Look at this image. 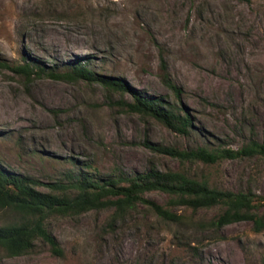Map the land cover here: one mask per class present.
<instances>
[{
    "label": "rangeland",
    "instance_id": "obj_1",
    "mask_svg": "<svg viewBox=\"0 0 264 264\" xmlns=\"http://www.w3.org/2000/svg\"><path fill=\"white\" fill-rule=\"evenodd\" d=\"M161 59L193 115L188 136L109 105L95 83L26 81L0 66V166L45 182L88 175L126 183L152 166L179 168L146 139L182 148L264 143V0H0V63L62 71L79 61L173 102ZM183 166L218 187L264 194V156ZM146 196L167 199L160 191ZM179 212V222L144 205L114 220L111 209L53 215L47 227L61 255L38 239L21 255L0 249V264H264V229L251 221L214 229L197 223L218 208ZM11 218L0 208V224Z\"/></svg>",
    "mask_w": 264,
    "mask_h": 264
},
{
    "label": "trees",
    "instance_id": "obj_2",
    "mask_svg": "<svg viewBox=\"0 0 264 264\" xmlns=\"http://www.w3.org/2000/svg\"><path fill=\"white\" fill-rule=\"evenodd\" d=\"M26 81L34 77L95 83L106 92V102L122 110L151 117L171 131L188 136L195 129L193 115L182 105L183 90L171 78L166 63L160 61L162 83L172 93L173 102L162 96L150 97L140 93L123 78L96 72L79 61L70 63L65 70L45 69L37 62L16 64L0 63ZM128 95L129 97H126ZM115 96H117L115 98ZM143 144L154 152L168 155L179 162V168L161 170L150 167L126 179L93 180L88 175L68 182H45L12 172L0 166V208L12 218L0 224V249L9 256L32 250L36 240L46 242L50 250L61 255L56 237L47 227L53 215H79L87 211L112 210L111 219H117L138 205H144L159 218L179 222L184 214L179 210L197 211L218 208L219 213L197 224L214 229L239 221H251L255 231L264 229V194L252 190L233 191L210 183L205 176H194L183 164H214L223 158L264 156V143L250 139L240 148L208 147L200 145L182 148L144 140ZM43 186L47 190H41ZM160 191L166 194L164 203L147 198V193Z\"/></svg>",
    "mask_w": 264,
    "mask_h": 264
}]
</instances>
